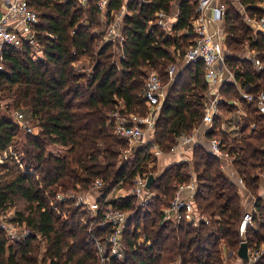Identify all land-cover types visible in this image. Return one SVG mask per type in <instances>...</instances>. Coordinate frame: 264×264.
<instances>
[{
    "label": "trees",
    "instance_id": "trees-1",
    "mask_svg": "<svg viewBox=\"0 0 264 264\" xmlns=\"http://www.w3.org/2000/svg\"><path fill=\"white\" fill-rule=\"evenodd\" d=\"M175 1L108 0L102 22L98 0H89L86 6L74 0H27L39 15L34 30L44 59H34L28 43L19 49L2 47L0 92L17 87L15 107L30 109L39 131L25 135L19 173L3 181L8 173L0 166V216L14 210L13 221H8L28 231L20 241L9 243L0 227V264H99L93 237L102 238L103 232L86 209L58 195L88 192L98 179L106 194L116 185L131 188L135 177L155 160L142 145L124 155L127 143L116 134L113 115L144 114L142 93L148 73L156 71L167 83V68L176 63L175 55L183 59L193 42L196 34L191 22L197 16L198 0H180L170 32L155 23L157 13L171 14ZM221 2L226 5L225 65L241 90L256 96L264 90V33L246 24L232 0ZM239 3L249 18L264 16V0ZM123 7L121 56L116 62L117 42L105 40V26L112 21V13ZM246 45L261 69H255L250 60L236 58ZM82 57L91 62L79 69L75 64ZM178 73L168 86L154 127L155 143L164 153L178 136L191 134L202 124L205 114L208 81L203 61L186 63ZM220 95L221 115L214 116L206 136L219 137L222 149L233 157V168L254 196L253 223L246 225L243 235L245 208L238 186L221 169L218 156L196 146L192 164L199 223L182 219L174 224L163 219L162 208L168 206L177 185L190 180L188 164H173L159 175L156 168L148 169L157 175L150 202L141 204L133 195L111 201L113 208L130 216L122 232L123 256L104 264H225L222 252L237 259L243 240L249 250L264 245V200L258 195L264 173V115L258 113L255 102L241 97L232 81L222 83ZM232 99L239 101L247 117L229 140L218 133L220 117L237 110L228 102ZM19 132L13 120L0 119V155ZM51 145L67 147V151L55 155L47 149ZM4 159L11 161L9 155ZM254 264H264V252Z\"/></svg>",
    "mask_w": 264,
    "mask_h": 264
},
{
    "label": "built area",
    "instance_id": "built-area-1",
    "mask_svg": "<svg viewBox=\"0 0 264 264\" xmlns=\"http://www.w3.org/2000/svg\"><path fill=\"white\" fill-rule=\"evenodd\" d=\"M82 6H86L89 0H75ZM100 12L106 13L108 0H98L97 2ZM123 7L118 12H113L112 21L105 26L106 41H122L120 32V21L125 14ZM226 5L214 0H198L196 7L197 16L192 19L191 27L196 36L191 44L185 50L183 61L185 63L202 60L204 63L205 77L209 84V91L215 90L221 80V70L224 64L225 53L218 47L216 38L223 35V31L217 28L213 33H208L205 30L206 22H218L224 19ZM245 22L250 25L254 23L257 29L264 33V16L257 18H249L243 14ZM176 15L167 14L163 11L157 13L155 23L170 32L172 24L176 22ZM175 21V22H174ZM39 22L38 13L28 6L27 0H0V50L4 46L19 49L24 43H28L35 50L33 55L36 58V52L40 45L36 41V32L34 27ZM174 22V23H173ZM1 68V67H0ZM168 75L172 80L175 75V67L169 66L167 69ZM166 88L159 74L156 71L148 73L144 86L143 98L150 109L147 116L131 120L128 117L120 115L118 112L113 115L115 132L117 135L139 146H146L150 152L159 154L156 145L150 137L151 129L154 125L156 116L160 111L161 105L165 98ZM245 98L248 102H255L258 113L264 115V90L260 91L256 96L246 93ZM217 96L208 97L205 104L204 123L212 124L214 115L217 110ZM19 117H22L19 115ZM143 125V126H142ZM150 129V130H149ZM191 135H180L177 144L171 148L172 152L178 151L184 143L192 141ZM210 153L218 156L221 159H227L231 162L232 157L222 149V143L219 137H213L209 141ZM156 149V150H155ZM152 150V151H151ZM221 169H224V163L221 164ZM150 175V174H148ZM148 175L137 176L134 186L125 190L121 197L133 195L141 204L150 202L155 192L146 187ZM136 178V177H135ZM241 187H244V182L241 178L238 181ZM238 185V186H239ZM102 180H96L92 188L85 193L76 194L67 192L58 195L60 200L73 199L75 205L86 209L93 221L97 223L103 232L102 238H94L97 250L99 264H104L113 258H121L123 256L122 248V232L128 222L130 212L119 211L111 205V201L120 198L116 195V191H121V185H116L109 193L102 192ZM189 191V195L183 194L184 190ZM96 191L97 195L92 198L90 191ZM197 190V184L192 182L178 184L175 194L168 206L162 208L163 219L165 222L178 223L185 219L187 222L197 225L201 219L198 214L195 203L194 194ZM253 211H245L242 216L241 233L244 235L246 225L253 222ZM1 228L8 231V236L13 238V227L9 224H1ZM28 231L23 235L26 236ZM142 240V237H141ZM245 242L244 240L241 242ZM264 252V247L260 246L257 250H249L248 263L254 264L259 256ZM241 261V260H240Z\"/></svg>",
    "mask_w": 264,
    "mask_h": 264
},
{
    "label": "crops",
    "instance_id": "crops-1",
    "mask_svg": "<svg viewBox=\"0 0 264 264\" xmlns=\"http://www.w3.org/2000/svg\"><path fill=\"white\" fill-rule=\"evenodd\" d=\"M126 1L127 0H125V2ZM214 1H215V3L218 4L219 1H221V0H214ZM179 2H180V0H176L173 3V5H172L171 14L176 15V18H177V15H178ZM232 2H233V4L236 7H238L239 11L242 12V15L246 14L244 7L237 0H232ZM78 4H80V3H78ZM258 7L262 8L263 4H259ZM105 16H106V13L100 12V19H101L102 22L105 21ZM246 24L249 27H251L253 31L260 32L257 29V27H256V25L254 23H252L250 25L248 22H246ZM172 26H173V24H172ZM205 26H206L205 30L208 33H213L217 28L222 29L223 35L217 37L216 41L218 43V47L224 53H226L227 49H226V45H225L226 32H225L224 19H222L221 21H218V22H213V21L210 20V21L206 22ZM116 42L117 43H115V46H114V55H115L114 58H116V62H118L119 59H120V56H121V45L120 44L122 43V41L117 40ZM84 58L87 59V57H82L80 59L82 60ZM236 58L241 59V60H250L251 62H253L254 68L257 69V70L262 68V65L256 60V58L254 57L253 52L249 49L248 45H246L243 48V50L239 54L236 55ZM35 59H37V60L38 59L39 60L44 59L43 51H42L41 47L37 50ZM87 60L89 61V59H87ZM175 61H176V63L173 64V66L175 67V75H174L172 80L170 79V77L168 75V82L166 84H164V85H166L165 86V88H166L165 98H166L167 93H168V88H169L168 86L170 84H172V82L175 80V76L177 74H179L178 72L182 69V67H184L186 65V63L183 61V59H180L179 55H175ZM75 65L79 69H81L83 66H87L88 63L85 64V62H77ZM225 81H232L236 85V87L238 89V92L240 93L241 97L245 98L246 92L241 90L239 83H237L234 80L233 73L227 68V66L225 65V62H224L223 66H222V70H221V80H220L219 85L216 87L215 90L209 91V84H208V91H207V94H206L205 104L208 101V97L217 96L218 99H219V102L217 103V106H216L217 110H216L215 115H219V114L221 115V112L219 110L218 104L223 99L221 97V95H220V87H221L222 83L225 82ZM142 97H143V93H142ZM165 98H164V100H165ZM164 100H163V102H164ZM228 102L230 104H232V105H235L237 107V110L234 111V112H231L229 114H226L225 116H221L220 117V120H219L220 125H219V133L218 134L219 135L225 134L224 136H226L229 140H233V138L236 136V133H237L236 131H238V128H239L240 124L242 123L243 118H246L247 114H246L245 110L240 106L238 100L232 99V100H230ZM158 114H159V112H158ZM158 114L156 116L155 122L157 120ZM133 115H135V114H127V115H123V116L128 117L131 120H136L137 118L135 116H133ZM203 120H204V117H203ZM155 122H154V125L152 127V131L150 132V137L153 140L154 144L156 145V148H159L157 146V144L155 143V140H154V137H153ZM212 124H213V122H212ZM212 124L207 125L203 121L202 124H200L198 127H195L192 130L191 134H188V135L193 136L192 141L180 146V148L176 152L164 153L161 150H159V154L156 153V152H150L151 155L155 158V160H152V161L148 162V164H147L148 165V169L151 170L152 168H156L155 170H156L157 174L159 175L165 169L169 168L173 164L186 162L188 164V166H189L188 174H189L190 180L188 182H190L192 180V182L197 184L195 173H194V169H193V164H192L193 149L196 146H202V147L206 148L207 150L210 149V143H209L210 139L206 135H207L208 131H210V129L212 128ZM182 135H186V134H182ZM178 138H179V136L176 138L174 145L177 144ZM55 146H57L58 149H61L63 147V146H59V145H55ZM64 148H66V147H64ZM49 150H50L51 153H53L55 155H58L55 152H52L51 149H49ZM66 150H67V148H66ZM61 151H62V149H61ZM126 151H127L126 153H128V151L131 153L130 149H128ZM219 159H220V167H221L222 162L224 163V169H222V170L231 179V181H233L238 186L239 185V183H238L239 178L237 176V173H236L235 169L232 166V162H230L227 159H221V158H219ZM156 172L153 173V172L149 171L150 175L152 173V175L155 176V180H156V176H157ZM188 182H185V183H188ZM183 194L188 196L189 195V191L186 189V190L183 191ZM238 194H239V196L241 198V202H242L243 207L245 208V211H253V209H254L253 208L254 207V196L248 190H246V188L241 187L240 185L238 186ZM90 195H91L92 198H95L96 195H97V192L91 190L90 191ZM258 195L260 197H262V199L264 200V173L261 174V184H260V187H259V190H258ZM224 252H225V250H224ZM227 258H228L227 260H229L230 257H227ZM240 260H242V259H240ZM240 262H242V261H240Z\"/></svg>",
    "mask_w": 264,
    "mask_h": 264
},
{
    "label": "rangeland",
    "instance_id": "rangeland-1",
    "mask_svg": "<svg viewBox=\"0 0 264 264\" xmlns=\"http://www.w3.org/2000/svg\"><path fill=\"white\" fill-rule=\"evenodd\" d=\"M237 1L239 2V0H237ZM101 30H102V28L98 29V32L101 31ZM32 51L34 53L35 50L32 48ZM33 58L35 59L34 55H33ZM87 59H85V58L82 59V60L80 59L79 62H85V64H87V63L89 64L91 61L90 60L88 61ZM114 60L116 61V58H114ZM162 82L164 84H166V82H164V81H162ZM18 91H19V89L17 87H14L11 90H6V91H1L0 92V119L9 118V119L13 120L19 126V129H20L19 134H17L13 138L11 143L8 145L6 151L3 152L0 155V166H1L2 169L5 168L4 172L8 173V175H3L2 176V180L3 181H8V180L12 179V177L15 176L17 173H19V171H20V167H21V164H22V159L24 158L25 135L27 133H37L39 131V126H37L36 121L31 118L30 109H28L27 107H21V106L20 107H15V103L14 102H15L16 95L18 94ZM144 105H145V107L142 108L143 110H145L144 114L143 113L142 114L141 113H136L135 115H133L137 119H141V118H143V117H145L146 115L149 114L150 109L148 108V106H146L145 103H144ZM19 115H21L22 117H19ZM151 131H152V129H151ZM126 143H127V149H130L131 152L139 146L138 144L132 143V142H130L128 140H126ZM186 143H184V144H186ZM66 148H64V146H63L61 148L62 149V151H61V149H58L57 146L51 145L47 149H48V151H49V149H51L52 152H55L58 155H62V154L64 155L66 153V151H67ZM157 150H160V149L157 148ZM126 152L127 151L124 152V155H128L129 156L131 154L129 151H128V153H126ZM169 152H172L171 149H170ZM8 155L11 157V161L10 162H7V161L5 162L4 158L8 157ZM229 156L232 157L230 154H229ZM2 159L4 160V162L2 161ZM232 161L233 160H231V162ZM149 171L150 170H148V166H147V171L144 174H142V175H144V177H145L146 175L150 174ZM137 176H139V175H137ZM137 176H136V178L134 180V183H135L136 179L138 178ZM149 176L150 175H148V177ZM238 178H240V177H238ZM244 188H245V186H244ZM127 189H129V188L121 187V191H116L115 194L121 197V195H124V191L127 190ZM64 193H67V192H64ZM60 194H63V193H59V195ZM174 194H175V192H174ZM174 194H173V196H174ZM173 196H172V198H173ZM171 199H170V201H171ZM13 218H14V210L7 211L6 213L1 214V216H0L1 224L2 223L3 224L6 223V224H9V225H11L13 227V236H14L13 238L12 237L10 238L8 236V231L5 228L4 229L2 228V230L5 232V235H6L9 243H13V242L18 241V240L20 241L23 238V235L27 231V229L24 226H19V225L15 224L14 222H12ZM9 219L12 220V221L9 222L8 221ZM93 238H97L98 239V237H96V236H94ZM261 246L264 247V245H261ZM43 247H44L43 243L41 242L40 254L38 253L39 255H42ZM225 253L226 252H224V251L222 253V257L224 258L225 264H242V262H240V259H238L239 258L238 256H236V257H238L237 259L231 257V258H229V260H227L228 254H225Z\"/></svg>",
    "mask_w": 264,
    "mask_h": 264
},
{
    "label": "water",
    "instance_id": "water-1",
    "mask_svg": "<svg viewBox=\"0 0 264 264\" xmlns=\"http://www.w3.org/2000/svg\"><path fill=\"white\" fill-rule=\"evenodd\" d=\"M154 181H155V176L151 174L148 177L146 187L148 189H150L152 187V184L154 183ZM247 251H248V246H247L246 242H243V243H241V245L237 251V256L242 260H247L248 259ZM230 256H231V253H230Z\"/></svg>",
    "mask_w": 264,
    "mask_h": 264
}]
</instances>
